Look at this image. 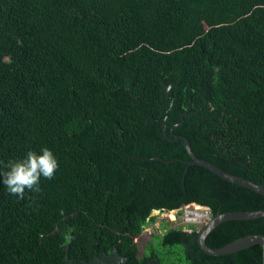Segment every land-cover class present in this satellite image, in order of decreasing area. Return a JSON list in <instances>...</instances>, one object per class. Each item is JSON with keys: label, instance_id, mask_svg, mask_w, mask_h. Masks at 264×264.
<instances>
[{"label": "trees", "instance_id": "trees-1", "mask_svg": "<svg viewBox=\"0 0 264 264\" xmlns=\"http://www.w3.org/2000/svg\"><path fill=\"white\" fill-rule=\"evenodd\" d=\"M177 136L264 185V0H0V171L42 147L58 161L23 198L0 184V264H144L134 239L154 210H264L263 195L189 164ZM248 235L264 217L206 242ZM197 237L171 229L148 249L162 264H262L259 244L211 257Z\"/></svg>", "mask_w": 264, "mask_h": 264}, {"label": "water", "instance_id": "water-1", "mask_svg": "<svg viewBox=\"0 0 264 264\" xmlns=\"http://www.w3.org/2000/svg\"><path fill=\"white\" fill-rule=\"evenodd\" d=\"M176 140H181L183 144L185 145L186 150L188 151L190 157L192 158V160L189 161V164L202 165L208 168L209 170H211L212 172H214L216 175L227 180L228 182H232L242 187L248 188L264 196V185H259L243 177L235 176L233 174H230L224 171L223 169L216 166L215 164H212L204 159H199L193 153L190 141L187 138L183 136H177ZM262 217H264V210L233 211V212L218 213L214 215L211 218L210 222L206 224L204 227H202L201 230L199 231L198 237H197L198 245L200 249L206 255L211 256V257H220V256L233 254L240 250H244L253 245L259 244L262 246V249H263L262 264H264V235H248V236L236 239L218 249L210 247L206 242L207 237L211 233V231H213L217 226H219L220 224L224 222L232 221V220H251V219L262 218Z\"/></svg>", "mask_w": 264, "mask_h": 264}, {"label": "clouds", "instance_id": "clouds-1", "mask_svg": "<svg viewBox=\"0 0 264 264\" xmlns=\"http://www.w3.org/2000/svg\"><path fill=\"white\" fill-rule=\"evenodd\" d=\"M57 169H58V161L54 153L51 151V149H49L48 147H42L38 152L34 150H29L25 153L23 158L10 161L6 165V170L0 171V184L4 186L8 194L16 198H23L26 189L32 191H38L41 177L46 179H51ZM189 205L200 206L198 204H189ZM189 205H184V206L186 207ZM179 210H171L167 212H174ZM153 212H155L156 214H162L160 210H154ZM152 214L151 216H153ZM212 217L213 215L211 212V218ZM209 222L199 226H201L202 228ZM146 226L143 227V231L141 232L140 235H142L144 231L145 233L149 232ZM187 226L189 228H185V224L182 223L181 228H177V229H181V231L187 233V235L193 234L194 232L199 233V231L201 230V229H197L198 225L197 226L187 225ZM137 238L138 236L134 239V242L136 241Z\"/></svg>", "mask_w": 264, "mask_h": 264}, {"label": "rangeland", "instance_id": "rangeland-1", "mask_svg": "<svg viewBox=\"0 0 264 264\" xmlns=\"http://www.w3.org/2000/svg\"><path fill=\"white\" fill-rule=\"evenodd\" d=\"M185 210V206L181 207L179 211L174 212H165L164 214H156L155 212H152L153 216L156 218L155 222L149 223L146 228L149 230L148 233H145V231L142 233L141 237L136 239V244L138 245V249L140 252L144 251V246H147V242L149 243H155L156 236L155 235H162L165 230L170 229H177L181 228L183 223V211ZM185 228H189L185 224ZM197 229H201V226H198ZM159 240V238H158ZM142 241V242H141ZM149 243V245H150ZM155 250H159L158 244H155L154 246Z\"/></svg>", "mask_w": 264, "mask_h": 264}, {"label": "flooded vegetation", "instance_id": "flooded-vegetation-1", "mask_svg": "<svg viewBox=\"0 0 264 264\" xmlns=\"http://www.w3.org/2000/svg\"><path fill=\"white\" fill-rule=\"evenodd\" d=\"M165 212H167V211H161L162 214H164ZM168 231L169 230L166 229L165 232L161 236L160 235H155V236H160V239H161V237H163L166 233H168ZM189 235L192 236V234H189ZM189 235H188V237H190ZM140 237H141V235L138 236V239ZM183 241H185V240H183ZM192 241H194V239L191 240L190 243H192ZM159 242H161V241H159ZM196 242L198 243V241H196ZM149 243L147 242V246H144V251L143 252L139 251L137 256L140 258L146 259L144 264H162L161 263L162 260L160 261L159 258H166L167 252L163 251V250L149 251V249H148ZM191 251H193V248L191 245H189L186 249V252H191ZM126 259H127L126 257H121V256L117 255L116 253H111V254L101 255V256H98L96 258H93V260L90 262L85 261L83 264H127ZM177 259L180 260V258H177ZM169 261H171V260H169ZM170 263H172V262H170Z\"/></svg>", "mask_w": 264, "mask_h": 264}, {"label": "built area", "instance_id": "built-area-1", "mask_svg": "<svg viewBox=\"0 0 264 264\" xmlns=\"http://www.w3.org/2000/svg\"><path fill=\"white\" fill-rule=\"evenodd\" d=\"M211 211L207 207L189 205L183 211V223L186 225H203L209 222Z\"/></svg>", "mask_w": 264, "mask_h": 264}]
</instances>
